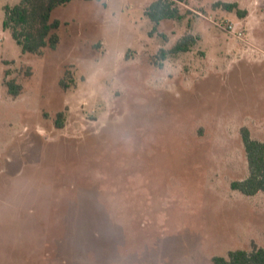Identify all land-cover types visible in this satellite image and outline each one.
<instances>
[{"label":"rangeland","instance_id":"obj_1","mask_svg":"<svg viewBox=\"0 0 264 264\" xmlns=\"http://www.w3.org/2000/svg\"><path fill=\"white\" fill-rule=\"evenodd\" d=\"M20 1L0 0V264L264 248V192L232 188L250 174L242 129L264 141V0H185L157 30L156 0H73L42 55L4 27ZM188 35L190 51L160 59Z\"/></svg>","mask_w":264,"mask_h":264},{"label":"trees","instance_id":"obj_2","mask_svg":"<svg viewBox=\"0 0 264 264\" xmlns=\"http://www.w3.org/2000/svg\"><path fill=\"white\" fill-rule=\"evenodd\" d=\"M73 0H21L20 3L5 6L4 27L11 30L16 43L23 53L42 55L47 47L55 50L60 43L57 31L61 27L60 20L52 19L53 12ZM185 0H156L146 11V14L155 23L154 30L166 19L181 21L184 15L177 6ZM229 8H233L230 5ZM192 35L185 36L170 51L162 49L160 59L166 60L169 54H178L190 51L193 46ZM163 67V63H160ZM9 91L18 96L21 85L15 81L8 82ZM64 87H68L66 84ZM57 128L65 126V113L59 112L55 121ZM243 142L247 154L250 174L243 181H234L232 188L246 196H254L264 192V141L252 138L248 128L242 129ZM215 264H264V248L255 245L252 250H230L227 256H215Z\"/></svg>","mask_w":264,"mask_h":264}]
</instances>
